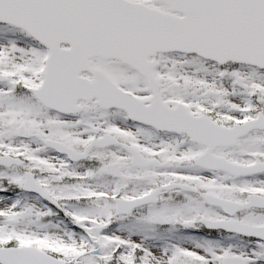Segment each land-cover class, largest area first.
<instances>
[{
    "label": "snow or ice",
    "instance_id": "1",
    "mask_svg": "<svg viewBox=\"0 0 264 264\" xmlns=\"http://www.w3.org/2000/svg\"><path fill=\"white\" fill-rule=\"evenodd\" d=\"M0 264H264V0H0Z\"/></svg>",
    "mask_w": 264,
    "mask_h": 264
}]
</instances>
